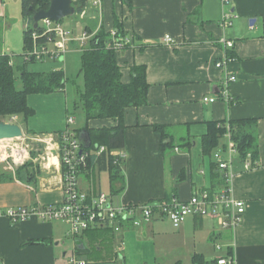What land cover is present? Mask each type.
<instances>
[{
	"label": "crops",
	"instance_id": "crops-1",
	"mask_svg": "<svg viewBox=\"0 0 264 264\" xmlns=\"http://www.w3.org/2000/svg\"><path fill=\"white\" fill-rule=\"evenodd\" d=\"M102 3L100 16L90 10L80 19L84 22L81 33L93 28L91 34L96 35L104 28L109 35L116 31L113 25L117 19L124 34L121 37L130 41V45L115 51L122 81L128 82L133 66H143L149 88L147 105L128 108L124 114V161L119 166L123 189L111 192L107 156L111 160L114 157L105 156V152L103 162L102 155L91 152L93 160L79 173L82 192L105 193L118 204L139 205L171 197L187 201L194 191L207 190L211 185L210 161L202 153L201 139L209 121L255 119L258 154L256 167L250 171H242V164H235L231 192L245 204L243 223L236 230L221 231L214 220L193 217L178 229L160 219L140 227L124 224L118 234L107 228L90 229L72 238V257L86 264L94 262H86L81 255L93 244L100 252V234L106 232L110 235V256L95 260L97 264H117L120 253V264H192L196 255L205 262L225 259L232 264H264V0H228L227 5H222V0ZM4 7L0 0V20L5 21L0 55L11 56L6 32L11 31L12 24L6 22L8 11ZM223 13L232 14L229 28L221 26ZM166 36L172 44L164 42ZM222 40L232 42V48L227 49ZM218 63H224L223 67L217 68ZM228 76L236 80L224 89ZM224 95L235 103L229 104ZM205 98L215 101L204 103ZM27 104L35 115L21 128L24 125L23 132L34 142L33 148L23 164L26 167L0 169V209L57 205L64 197L63 169L54 142L66 129V118L72 116L68 114L65 89L30 95ZM115 126L112 120L88 123L92 129ZM154 126L168 129L172 147L161 149ZM80 136H85L84 131ZM48 137L53 142L38 141ZM66 232L61 222L31 218L12 224L0 218V264H61L58 251H65ZM147 235L151 241H139ZM40 240L49 244L28 245Z\"/></svg>",
	"mask_w": 264,
	"mask_h": 264
},
{
	"label": "built area",
	"instance_id": "built-area-1",
	"mask_svg": "<svg viewBox=\"0 0 264 264\" xmlns=\"http://www.w3.org/2000/svg\"><path fill=\"white\" fill-rule=\"evenodd\" d=\"M84 6L78 14L79 19L85 18L88 11L92 10L96 16L101 15L102 0H82ZM228 0H222V5H227ZM232 14L223 13L221 26L229 28L231 26ZM94 34L86 31L75 39L69 31H66L60 23L52 22L48 19L38 23L37 30L31 34L32 47L25 54V60L31 59L41 61L45 56L53 60L63 57L67 52L68 44L76 41L81 46H86ZM45 40L44 42H38ZM164 42L172 44L169 36L164 38ZM221 43L227 48H232V42L222 40ZM52 44L53 50L48 49ZM130 45V41L118 35L117 31H110L109 41L106 48L114 52ZM62 59V58H61ZM12 64V63H10ZM224 63L216 64L217 68H222ZM236 80L234 76H228L224 83V89ZM225 94V91L223 92ZM223 99L229 101V97L224 95ZM215 99H203L204 103H213ZM17 117H12L9 122H16ZM74 117L66 118V129L57 138L54 144L57 146V154L60 165L63 169L62 191L63 200L57 205L33 206L0 209V218L8 219L12 224H18L35 218L41 222H61L67 227L66 235L70 238H77L90 229L107 228L118 234L122 231L124 224L133 227H140L150 222L160 219L168 221L174 229H178L188 218H207L216 222L221 231H234L239 228L244 220L245 204L235 199L231 192L230 182L236 175L235 160L238 156L237 148L231 141L230 135L226 134L225 148H218L213 154V160L217 171L222 175L224 184L218 189L209 191L196 190L187 201H180L171 197L168 201L148 202L139 205H124L115 202L112 195L105 193L87 194L79 187V173L81 169L87 167L90 153L84 152L80 139L71 127L74 125ZM39 142H53L52 137ZM10 155L1 156L0 162H4L9 168L23 165L28 157V146L10 148ZM81 152V154H80ZM106 150L104 147L98 148L94 154L102 155ZM110 155L114 157V164L119 166L124 161L122 151H112ZM8 160L11 163H8ZM256 164L248 155L242 164V171H250ZM217 249L220 247L217 245ZM70 264H86L84 261L70 259ZM217 264H232V261L225 259L217 260Z\"/></svg>",
	"mask_w": 264,
	"mask_h": 264
},
{
	"label": "trees",
	"instance_id": "trees-1",
	"mask_svg": "<svg viewBox=\"0 0 264 264\" xmlns=\"http://www.w3.org/2000/svg\"><path fill=\"white\" fill-rule=\"evenodd\" d=\"M21 15L25 22L23 32V53L20 56L22 61L17 66L19 78L22 82V89H15L14 64L11 56L0 55V119H11L17 117L22 123L35 115V112L27 104V97L30 95H49L62 92L67 84L64 72H34L27 69L29 63L35 62L31 59L25 60V54L32 47L31 34L33 32V13L47 10L49 0H20ZM77 13L81 11L83 2L74 3ZM113 27L118 31V35L123 36V31L117 19H114ZM93 28H86V32L91 34ZM40 40L38 42H44ZM109 35L104 28L94 35L88 42L87 47L81 54L80 73L83 76V88L78 90L79 100L83 111L85 126L82 130H76L84 152H95L98 148L104 147L105 156L112 151H122L124 148V114L128 108H139L147 105V92L149 85L146 82L145 68L143 66H133L130 70L128 82L122 81V71L117 64L115 52L106 48ZM231 57L230 55H228ZM12 63V64H10ZM235 101L229 100V104ZM70 115V114H69ZM73 116V115H72ZM93 120H112L116 126L92 129L88 123ZM207 132L201 139L203 155L210 161L211 185L209 191L218 189L224 184L222 175L217 171L213 160V154L218 148H225L226 134L230 135L231 141L237 148L238 156L235 164H243L246 157L250 155L255 163L257 160V121L255 119H243L233 121H209L206 122ZM154 131L160 136V147L165 151L172 147L171 135L164 126H154ZM84 131L85 136L80 133ZM59 135V134H58ZM191 145V143L187 144ZM102 154L101 160L106 158ZM93 156V155H92ZM88 158V164L93 160ZM110 157V156H109ZM109 159L110 185L112 194L119 193L123 189V181L120 175V167L114 164V160ZM104 162V161H103ZM27 164L23 165L26 167ZM21 168L16 170V173ZM117 184H121L119 188ZM164 199L163 201H168ZM109 230V229H108ZM91 231V230H90ZM97 231V230H95ZM49 241L40 240L29 242L28 245H48ZM192 264H217V262H205L201 256H194Z\"/></svg>",
	"mask_w": 264,
	"mask_h": 264
},
{
	"label": "rangeland",
	"instance_id": "rangeland-1",
	"mask_svg": "<svg viewBox=\"0 0 264 264\" xmlns=\"http://www.w3.org/2000/svg\"><path fill=\"white\" fill-rule=\"evenodd\" d=\"M5 6V11H8L6 22L9 23V21L12 24L11 31L6 32L7 33V38L8 42L12 46V50L9 54L11 55V59L14 63V75H15V89L17 91L22 89V82L19 78V72L17 70V66L20 65L22 58L20 57L23 53L22 49V31L24 30V24L25 22L23 21L22 15H21V2L20 0H1V6ZM5 21L0 20V45L2 42V38L5 32ZM60 24L62 27L66 30L69 31L72 35L74 36H80L81 35V30L83 29V24L84 22L81 21L78 17V14H75L74 16L68 17L63 19ZM26 26V25H25ZM87 47L86 46H81L80 44L78 46H71L68 45L67 47V52L64 53L63 57L57 58L56 60L51 59L48 56H45L43 60L41 61H35L32 63H29L27 65V69L29 71H34V72H51V71H59L62 70L64 72L65 78L67 79V84L65 86V92L67 95V103H68V114L73 115L75 118L74 125L71 127L72 129L76 130H82L85 121H84V116H83V111L81 108V103L79 100V91L82 90L83 88V76L80 73V67H81V54L83 50ZM49 50H53L52 44L48 45ZM62 58V59H61ZM58 93V92H56ZM55 94V93H54ZM0 122H9V119H0ZM15 124L19 125L21 127V120L18 118ZM24 129V125L22 126V131ZM23 138L21 139H16V140H7V141H1L0 142V158L1 156L10 155V148H14L15 146L21 147L22 145L28 146V150H31L33 148V141L28 140V135L24 133ZM78 135V134H77ZM8 163H11L10 160H8ZM5 167H8V165L4 162H0V169H3ZM107 191V190H106ZM107 193V192H106ZM106 232H103L100 234V238L102 243L100 245V252H97L95 248V244L92 245V247L87 246V252L81 255V257L86 260V262L94 260V262L87 263V264H97L95 260H98L99 258H108L110 256V253L108 252L109 249H111L109 240L110 235L108 236ZM152 238L147 235V239H143L139 237V241H151ZM86 241V242H85ZM63 243L65 244V251L61 252L62 249H59L58 252V260L59 263L63 264L64 262H69L70 259L74 258L72 257V251H71V246H72V238L70 237H64L63 238ZM83 243L88 244L87 240L84 239ZM63 246V245H62ZM64 249V248H63ZM63 253L66 254V256H62ZM122 254L120 253L118 258H117V264H120ZM75 257L74 259H76ZM124 264V263H123ZM130 264V263H129Z\"/></svg>",
	"mask_w": 264,
	"mask_h": 264
},
{
	"label": "water",
	"instance_id": "water-1",
	"mask_svg": "<svg viewBox=\"0 0 264 264\" xmlns=\"http://www.w3.org/2000/svg\"><path fill=\"white\" fill-rule=\"evenodd\" d=\"M77 2H82V0H49L47 10L33 13V30H37L38 23L41 20L48 19L52 22L60 23L63 19L74 16L76 14L74 3ZM253 22L250 21V24ZM23 136L22 128L19 125L11 122H0V142L21 139Z\"/></svg>",
	"mask_w": 264,
	"mask_h": 264
}]
</instances>
